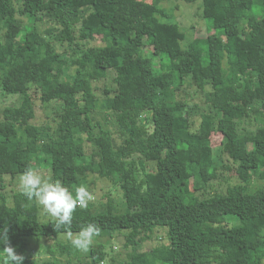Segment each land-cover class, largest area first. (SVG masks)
<instances>
[{"label": "trees", "instance_id": "obj_1", "mask_svg": "<svg viewBox=\"0 0 264 264\" xmlns=\"http://www.w3.org/2000/svg\"><path fill=\"white\" fill-rule=\"evenodd\" d=\"M158 1L0 0V26L19 34L0 39V94L22 98L0 113V180L33 171L45 145L50 181L75 195L91 173L121 192L122 212L92 199L77 206L70 231L91 223L99 237L123 233L125 264H264V125L251 140L240 129L251 113L260 121L264 115V0H171L200 1L216 31L185 47L184 33ZM96 40L101 44L88 46ZM144 43L152 47L148 57ZM100 80L110 88L97 94L93 83ZM185 84L206 109L167 99ZM52 102L58 107L40 130L33 124L37 104ZM100 111L113 131L97 120ZM215 127L221 157L210 143ZM150 144L156 159L145 157ZM223 170L234 171L237 183L222 189ZM4 228L23 264H59L57 256L70 254L71 245L59 240L66 230H55L19 191L0 194ZM154 228H166L168 245L143 250ZM31 241L54 244L45 252L51 259L33 258ZM164 248L169 260L161 257ZM87 258L104 264L107 252L91 247Z\"/></svg>", "mask_w": 264, "mask_h": 264}, {"label": "rangeland", "instance_id": "obj_2", "mask_svg": "<svg viewBox=\"0 0 264 264\" xmlns=\"http://www.w3.org/2000/svg\"><path fill=\"white\" fill-rule=\"evenodd\" d=\"M147 2H151L152 0H143ZM259 1V0H256ZM158 6L161 8L166 14L172 17L171 22H175L180 30L184 33L185 38L182 41V47H185L189 42L194 40L195 38H209L212 39L214 36L213 34L216 33L215 30H212L209 26L207 21L202 16V5L200 1L196 2H182V1H171V0H159ZM16 19L23 20L24 18L16 16ZM17 33V30L13 29L10 26L1 25L0 26V39H3L4 34L8 37H14ZM3 35V36H2ZM18 33L16 38L18 39ZM237 41H241V38H238ZM101 43L99 41L90 42L88 46H97ZM152 47L148 44L144 43L141 47V55L144 57H148L149 53L151 52ZM229 63L226 59L223 61V68H228ZM159 79H157V82ZM95 87V91L99 94L104 87L110 88V83L107 81H97L93 83ZM196 89L189 85L182 86V90L177 92L171 96H167V99L174 104L175 100L179 99H187L189 101H195L197 104L200 105L202 109H206L204 106V101L201 94L195 92ZM161 94V93H160ZM31 95L34 101L37 103L36 95L34 92H31ZM22 102V98L20 96H2L0 94V113L4 110V108L9 106H19ZM58 107V103H50L45 108L38 103L36 108V119L33 121L34 125H37L40 130H47L48 123H47V116L52 115V111ZM106 112H98L96 114L97 120L103 125L104 128L108 129L109 131H113V127L109 124L107 120V115L102 114ZM264 113V112H262ZM44 126H43V124ZM51 123V122H50ZM264 125V115L262 117V121H260L259 117H255L254 113L250 114L249 119H245L240 122V129H242V138L245 140H251L254 137V132L260 127ZM117 138V136H115ZM221 141V135L217 128L215 127L211 133L210 143L212 148L217 151L216 155L221 157L220 152L218 151ZM28 150L29 153H33L36 151L35 145L28 143ZM43 155H38L39 159L33 160V171L38 172L42 178L46 180H50V170L45 163L42 162V157L48 153V148L44 145L42 148ZM145 157L147 159H156L158 157V153L155 147L150 144L147 146L145 151ZM223 162H226L225 158L222 156ZM217 165L220 166L219 158L217 160ZM221 180L217 182L220 183L222 189L226 188L227 186H231L237 183V180L234 176V171H225L222 172ZM18 178H10L8 176L4 177L0 180V194H4L9 198L12 196L13 192H20L18 188ZM1 185L3 188H1ZM86 187L90 190V194L92 195L93 199L96 202H103L108 207L110 212L119 213L123 211L122 205V194L121 192L112 186V184L105 180L96 177L95 175L88 173L86 178ZM44 215V214H43ZM47 217V216H46ZM166 228H154L153 232H147V241L143 244V250L151 249L152 247L162 245L166 247L168 245V241L166 238ZM153 233V234H152ZM152 235V236H151ZM74 238V236H73ZM59 240L62 241L64 244L67 242L71 245L70 246V254L69 256L61 257L57 256L59 260V264H66L67 259L69 258L72 260V264H88V253L80 251L76 249L72 243L68 235H60ZM124 237L122 234H116L114 238L111 240L106 236H96L91 244V247L103 246V249L107 252V259L104 261V264H110L109 259L111 256L115 257V264H125L127 262V256L130 252L129 249L123 248ZM54 244H46L43 246L37 245V243L31 241L29 249L33 250V258L38 259L39 261L43 262L46 260H50L51 258L45 253L48 252L49 249L54 248ZM89 248V249H90ZM161 257L163 260H169L170 252L164 248L161 252Z\"/></svg>", "mask_w": 264, "mask_h": 264}, {"label": "clouds", "instance_id": "obj_3", "mask_svg": "<svg viewBox=\"0 0 264 264\" xmlns=\"http://www.w3.org/2000/svg\"><path fill=\"white\" fill-rule=\"evenodd\" d=\"M18 188L27 200L35 201L41 207L42 214L54 220L55 230H66L76 249L89 250L99 235V227L90 223L75 235L70 231L77 206L86 208L93 199L86 186L77 187L73 195L60 181L46 180L38 172L27 169L19 175ZM6 233V228L0 229V264H23L24 256L9 245Z\"/></svg>", "mask_w": 264, "mask_h": 264}]
</instances>
